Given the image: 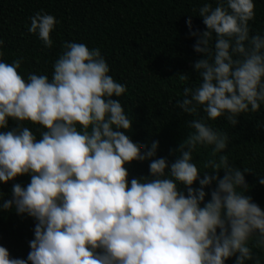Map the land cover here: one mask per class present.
<instances>
[{
    "label": "clouds",
    "instance_id": "clouds-1",
    "mask_svg": "<svg viewBox=\"0 0 264 264\" xmlns=\"http://www.w3.org/2000/svg\"><path fill=\"white\" fill-rule=\"evenodd\" d=\"M215 2L198 10L205 31H191L186 20L203 57L192 65L201 82L184 87L176 107L205 117L187 122L193 131L171 162L157 157L158 141L135 143L126 134L133 121L113 99L126 86L109 75L98 48L65 42L51 80L31 73L25 80L20 59L0 61V184L30 177L26 186L13 183L0 209L35 221L27 258L0 246V264H225L232 257L245 264L254 260L251 240L264 249V210L246 194L250 170L224 154L216 159L228 135L207 122L223 116L236 126L241 113L264 103V36H249L253 0ZM30 21L29 33L51 48L55 17L37 12ZM26 122L38 126L39 139ZM198 146H212L203 164L212 171L193 162ZM132 162H147L149 175L129 184Z\"/></svg>",
    "mask_w": 264,
    "mask_h": 264
},
{
    "label": "trees",
    "instance_id": "trees-1",
    "mask_svg": "<svg viewBox=\"0 0 264 264\" xmlns=\"http://www.w3.org/2000/svg\"><path fill=\"white\" fill-rule=\"evenodd\" d=\"M207 2L216 7L215 0H0V61L12 63L20 59L19 74L46 75L49 80L53 65L63 52L65 42L85 43L90 49L98 48L109 66V75L126 86L118 99L126 115L133 121L132 131L126 133L135 143L158 141L157 157L169 162L176 158L175 149L187 134L193 131L187 122L205 117L183 113L176 107L182 101L183 88L194 87L201 80L192 65L203 58L193 50L196 37L190 35L186 20L191 16V31L206 30L199 17V8ZM254 19L249 21V36H264V0H253ZM37 12L55 17L57 23L50 33L53 44L44 46L38 35L28 31L30 18ZM215 37L213 36V43ZM189 75L180 81L176 76ZM214 130L227 133L228 144L223 153L233 167L249 169L245 174L247 195L264 210V103L253 113H241L233 126L225 117L207 121ZM15 126L9 120L8 129ZM40 138L38 126L25 123ZM171 152V154H170ZM212 146H198L193 162L198 169L212 158ZM179 155V153H177ZM128 167V181L149 175L147 162H132ZM221 177L223 173H220ZM30 177L20 176L7 184H0V204L11 199L13 183L26 186ZM198 183L193 187H198ZM214 187V185H212ZM206 193L209 189H205ZM206 195L205 200H209ZM35 221L27 215L18 216L14 210L0 209V246L5 247L11 258L26 259L29 242L34 238ZM255 258L264 264V249L253 247ZM225 264H235V257Z\"/></svg>",
    "mask_w": 264,
    "mask_h": 264
}]
</instances>
